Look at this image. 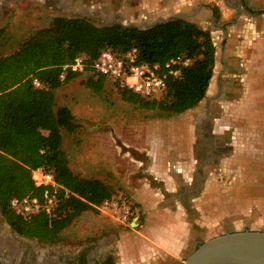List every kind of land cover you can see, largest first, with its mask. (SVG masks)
Returning a JSON list of instances; mask_svg holds the SVG:
<instances>
[{"label": "trees", "instance_id": "trees-1", "mask_svg": "<svg viewBox=\"0 0 264 264\" xmlns=\"http://www.w3.org/2000/svg\"><path fill=\"white\" fill-rule=\"evenodd\" d=\"M133 47L139 49L142 60L150 62L163 63L178 54L194 61L180 77L169 81L160 98H144L118 87L125 100L178 114L206 97L216 46L209 31L182 17L142 29L120 23L98 26L82 16H57L16 52L0 57V209L20 235L53 241L83 211L114 195L103 181L82 178L70 168L62 129L74 131L78 124L68 106L57 107L55 91L77 76L65 80L59 76L61 67L76 55L93 59L102 49L122 54ZM85 76L94 90H100L106 79ZM38 167L53 173L62 188L50 211L19 214L10 206L11 198L44 192L33 180L32 172Z\"/></svg>", "mask_w": 264, "mask_h": 264}, {"label": "rangeland", "instance_id": "rangeland-1", "mask_svg": "<svg viewBox=\"0 0 264 264\" xmlns=\"http://www.w3.org/2000/svg\"><path fill=\"white\" fill-rule=\"evenodd\" d=\"M177 1L0 0V57L16 52L38 30L50 26L57 16H82L98 26L114 23L146 26L154 20L176 17L173 15L175 6L171 4ZM181 1L184 3L178 6L181 10L187 11L193 6L192 3L185 5L188 0ZM150 6L153 11L163 10L167 14L154 19L147 18V15L143 13V7ZM218 67L219 64L216 65L215 61L209 84V86L214 84L213 92L209 93L213 100H217L214 105L222 101L224 116L227 115V120L231 124L229 125L230 134H228L230 144L226 154L216 149L210 154L206 151L198 157L209 168L213 179L211 192L213 206L209 209L211 228L208 230L207 225V231L200 243L228 230H264V159H259L264 153L253 151L250 128H244L245 143L243 145H237L235 139L237 119H252V97L245 98L243 109L240 112L237 111L236 97L232 91L227 96H221L216 82L217 75L215 76ZM88 81L85 75H77L70 81L64 82L55 91L57 107L68 106L76 118L78 124L76 130L62 129L63 149L68 156L70 168L75 174L85 179L103 181L111 173H116V176H120L121 179L126 176L127 170L123 168L119 155L127 152V148H119L115 145L114 136L109 133V130L114 129L112 127L116 128L115 136L120 139L126 136L132 140L139 135L141 138L143 135H148L151 129L150 127L140 128L144 120L147 123L152 120H185V113L208 101L206 94L204 99L184 111L185 113L171 114L160 109H147L140 103L125 100L110 77L104 80L100 90L90 88ZM196 135H199L198 131ZM120 141L117 142L120 143ZM207 146L205 145L206 149ZM117 163L121 165L118 175ZM113 184L117 183L112 182V186L110 185L114 195L123 193L136 204L138 203L122 186ZM96 205L77 216L62 231L59 238L53 241L32 238L36 250L40 254L54 250L66 251L78 248L84 241L91 239L116 249L118 264H120L121 257L118 254L120 250L118 251L114 241L117 239V243H125L130 249L143 225L142 210L137 204L141 211L140 219L133 224L124 225L100 211ZM1 215L3 213L0 209ZM183 260L180 259L179 264Z\"/></svg>", "mask_w": 264, "mask_h": 264}, {"label": "crops", "instance_id": "crops-1", "mask_svg": "<svg viewBox=\"0 0 264 264\" xmlns=\"http://www.w3.org/2000/svg\"><path fill=\"white\" fill-rule=\"evenodd\" d=\"M190 3L193 6L186 11L178 7L184 4L181 0L173 2V15L187 18L211 33L221 96L232 91L239 112L244 99L252 97V119L235 122L236 144L245 143L244 128H250L253 151L263 154L264 0H188L185 5ZM164 12L143 7L147 18L165 16ZM213 85L208 87V101L184 112L185 120H144L140 128L150 127L149 134L132 140L115 136V127L109 130L115 145L127 148L119 155L127 172L123 179L111 173L103 181L109 187L113 182L128 191L144 217L130 249L127 244L114 241L120 250V264H179L203 239L207 225L208 230L211 228L213 179L198 157L216 149L226 154L231 130L222 101L214 105L217 100L210 96ZM259 159H264V155ZM120 166L117 163V175Z\"/></svg>", "mask_w": 264, "mask_h": 264}, {"label": "built area", "instance_id": "built-area-1", "mask_svg": "<svg viewBox=\"0 0 264 264\" xmlns=\"http://www.w3.org/2000/svg\"><path fill=\"white\" fill-rule=\"evenodd\" d=\"M193 61L190 56L178 54L163 63L150 62L140 58L137 47L122 54L111 49H102L93 59L84 54L76 55L72 62L61 67L59 76L61 80L70 75L110 77L117 87L129 89L144 98L155 99L160 98L167 90L169 81L180 77ZM34 83L39 85V80L35 78ZM32 173L35 186L44 187V192L42 196L30 194L11 198L10 206L22 215H32L44 208L50 211L62 188L56 182L54 174L45 168L38 167ZM96 206L124 225L133 224L141 216L137 204L123 193L115 194Z\"/></svg>", "mask_w": 264, "mask_h": 264}, {"label": "flooded vegetation", "instance_id": "flooded-vegetation-1", "mask_svg": "<svg viewBox=\"0 0 264 264\" xmlns=\"http://www.w3.org/2000/svg\"><path fill=\"white\" fill-rule=\"evenodd\" d=\"M32 238L20 235L0 216V264H118L116 249L91 239L80 247L40 254ZM200 241L196 243V248Z\"/></svg>", "mask_w": 264, "mask_h": 264}, {"label": "water", "instance_id": "water-1", "mask_svg": "<svg viewBox=\"0 0 264 264\" xmlns=\"http://www.w3.org/2000/svg\"><path fill=\"white\" fill-rule=\"evenodd\" d=\"M169 20L134 25L144 29ZM181 264H264V230H228L201 242Z\"/></svg>", "mask_w": 264, "mask_h": 264}]
</instances>
